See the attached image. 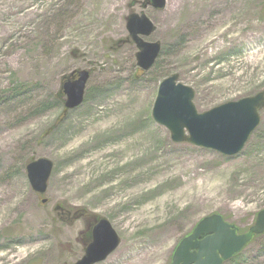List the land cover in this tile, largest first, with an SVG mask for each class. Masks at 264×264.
I'll use <instances>...</instances> for the list:
<instances>
[{"label": "rangeland", "instance_id": "obj_1", "mask_svg": "<svg viewBox=\"0 0 264 264\" xmlns=\"http://www.w3.org/2000/svg\"><path fill=\"white\" fill-rule=\"evenodd\" d=\"M146 1L0 0V264H75L100 218L121 242L97 264H171L201 219L243 233L264 210V108L234 157L175 142L152 111L168 75L199 113L264 91V0ZM132 12L162 45L146 71ZM78 69L85 98L65 111L61 80ZM37 158L54 162L44 194L26 169ZM224 264H264V234Z\"/></svg>", "mask_w": 264, "mask_h": 264}, {"label": "water", "instance_id": "obj_2", "mask_svg": "<svg viewBox=\"0 0 264 264\" xmlns=\"http://www.w3.org/2000/svg\"><path fill=\"white\" fill-rule=\"evenodd\" d=\"M166 3L167 0H147L145 6L164 9ZM126 21L127 30L139 49L136 53L137 64L144 71L149 70L159 57L162 45L144 37L152 35L156 25L146 12H132ZM90 75V70L78 69L63 77L59 92L60 96L65 97V111L83 103ZM158 88L152 108L153 118L172 132L175 142L186 140L226 157H234L245 148L261 123L264 91L199 113L194 104V88L179 83L178 76L169 75ZM53 168L54 162L49 158H37L28 163L29 182L37 193L47 191ZM94 226L92 241L86 246L84 256L75 264H97L106 260L119 246L121 238L108 219H97ZM260 234H264V210L257 214L248 232L243 233L221 214L208 215L179 242L171 264H223L242 252L254 236Z\"/></svg>", "mask_w": 264, "mask_h": 264}, {"label": "flooded vegetation", "instance_id": "obj_3", "mask_svg": "<svg viewBox=\"0 0 264 264\" xmlns=\"http://www.w3.org/2000/svg\"><path fill=\"white\" fill-rule=\"evenodd\" d=\"M91 225H92L91 223L88 225V226H89V227H88V230H89V231L86 233V235H87V236L85 237V238H86V242L89 241V239H90L89 237H91V233H92V229H93V226H91Z\"/></svg>", "mask_w": 264, "mask_h": 264}, {"label": "trees", "instance_id": "obj_4", "mask_svg": "<svg viewBox=\"0 0 264 264\" xmlns=\"http://www.w3.org/2000/svg\"><path fill=\"white\" fill-rule=\"evenodd\" d=\"M58 98L61 100L60 102H62V98H61L60 96H58ZM257 236H258V235H257ZM257 236H256V237H257ZM238 257H241V253L235 255V256L233 257V259H231V262H233L234 259H236V258H238Z\"/></svg>", "mask_w": 264, "mask_h": 264}]
</instances>
